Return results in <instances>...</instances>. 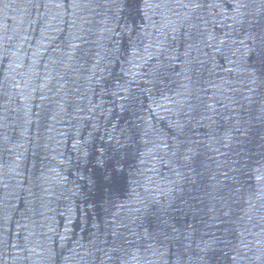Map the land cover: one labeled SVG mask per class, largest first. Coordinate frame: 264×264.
Returning <instances> with one entry per match:
<instances>
[{
	"label": "water",
	"instance_id": "95a60500",
	"mask_svg": "<svg viewBox=\"0 0 264 264\" xmlns=\"http://www.w3.org/2000/svg\"><path fill=\"white\" fill-rule=\"evenodd\" d=\"M0 264H264V0H0Z\"/></svg>",
	"mask_w": 264,
	"mask_h": 264
}]
</instances>
